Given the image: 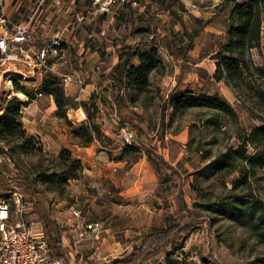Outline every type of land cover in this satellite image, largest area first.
<instances>
[{"label": "rangeland", "instance_id": "obj_1", "mask_svg": "<svg viewBox=\"0 0 264 264\" xmlns=\"http://www.w3.org/2000/svg\"><path fill=\"white\" fill-rule=\"evenodd\" d=\"M136 1L143 8L119 7L92 20L86 2L73 11L66 1L46 28L49 35L63 29L66 43L43 75L0 69L2 113L10 100L29 103L16 134L0 135V156L10 159L0 163L3 181L11 176L27 193L33 192L18 180L34 185L59 224L72 208L99 221V237L80 242L81 258L93 264L125 258L143 237L172 223H193V229L148 264H260L264 164L252 168L245 158L264 156V138L253 133L264 123V34L229 76V63L215 55L229 38L234 5L245 0ZM79 14L85 18L75 22ZM8 16L25 18L23 12ZM117 44L137 53L130 67L140 65L138 54L151 64L142 79L120 90L102 79L117 63ZM54 85L70 98L62 108L49 92ZM92 95L103 141L89 131L79 106ZM211 97L222 107L208 106ZM189 100L197 102L184 104ZM220 161L230 163L219 169Z\"/></svg>", "mask_w": 264, "mask_h": 264}, {"label": "built area", "instance_id": "obj_2", "mask_svg": "<svg viewBox=\"0 0 264 264\" xmlns=\"http://www.w3.org/2000/svg\"><path fill=\"white\" fill-rule=\"evenodd\" d=\"M66 1L73 11L78 9L77 2H86L92 10L88 20L96 14H112L119 7L143 8L136 0H29L23 6V20L13 19L0 9V69H18L22 76L26 73L31 78L43 75L49 59L59 57L66 43L63 29L50 35L46 30L52 15ZM84 18L83 14L76 15L75 22ZM62 80L64 86L71 82L67 75ZM126 135L129 142L130 134ZM4 161L10 159L0 156V163ZM5 176V187H0V264H93L81 258L80 242L86 237L96 240L103 229L101 223L86 221L80 210L72 208L59 224L48 215L36 193L25 192L11 176ZM65 227L73 248L62 233Z\"/></svg>", "mask_w": 264, "mask_h": 264}, {"label": "trees", "instance_id": "obj_3", "mask_svg": "<svg viewBox=\"0 0 264 264\" xmlns=\"http://www.w3.org/2000/svg\"><path fill=\"white\" fill-rule=\"evenodd\" d=\"M231 16V22L227 29L229 38L227 42L224 43L222 50L217 52L215 55V58L221 57V60L229 63L225 69L227 75L229 76L231 75L232 67H235L237 72V70L240 68V64L244 62L243 57L245 52L256 47L262 34H264V0H245L244 3H236L232 10ZM195 33L196 32L194 31V34ZM114 47L118 57L117 63L115 66L109 68L110 71L106 74V76L102 77V79L107 77L110 79L111 83L118 88L117 90H120L122 87H127L129 84L135 83L136 81L142 79L144 73H146L151 68V64L149 65L145 63L141 55L138 54L140 65L136 68L130 67L128 62L131 58H134L137 53L125 45L117 44ZM225 53H227L228 56L223 57V54ZM217 67L219 73H224V69L222 70L220 62L217 63ZM49 92L55 95V102L58 108H62V106H64L70 100L69 97H65V95H63L62 89L57 85H54ZM169 101L177 105L174 97L170 98ZM196 102L197 100H189L185 101L184 104L192 105L196 104ZM28 105V102L18 99L8 101L5 108L3 109L2 115L0 116V135L14 136L16 134L18 128L21 127L19 122L21 108L27 107ZM207 105L216 108L222 107V104L213 97L207 98ZM79 106L85 111L87 115L89 131L95 136L96 139L103 141V138H105L103 132L101 131L100 126L94 121L95 110H97L95 95H92V97H90L87 101L79 102ZM83 130L87 132L88 128L83 127ZM257 132L259 133L261 139L264 138V123L256 126L253 133ZM64 151L65 150L63 149L61 153ZM234 151L235 153H239L238 150ZM245 161L253 168L255 165L264 164V156L257 155L254 157H246ZM75 162L78 163L77 161ZM228 163L230 162L220 161L216 163V166L221 169L226 166L225 164ZM58 175L67 177L69 176L68 173H53L51 174V177H58ZM49 177L50 175H44L42 177L43 181L49 182L51 179V177ZM3 180L4 177L0 173L1 188L5 187L6 181L4 182ZM18 182L34 193V185L23 179H19ZM235 183L243 182L240 179H236ZM259 222L264 224V214L259 216ZM192 225L193 223H188L185 225L172 223L164 229L155 230V232L143 237L140 240V244L133 247L125 258L115 260L111 262V264H148L149 261L155 258L156 254H158L163 248L170 244L172 245L177 238L185 237L190 234L193 229ZM260 264H264V261H262Z\"/></svg>", "mask_w": 264, "mask_h": 264}, {"label": "crops", "instance_id": "obj_4", "mask_svg": "<svg viewBox=\"0 0 264 264\" xmlns=\"http://www.w3.org/2000/svg\"><path fill=\"white\" fill-rule=\"evenodd\" d=\"M21 2L25 3L26 0H0V7H1L0 9H3L6 12H8V15L15 13L19 15L24 10V7L20 5ZM60 11L58 13H60ZM65 12H69V11L65 10ZM91 86L93 85L91 84ZM86 88L88 89L89 86H87Z\"/></svg>", "mask_w": 264, "mask_h": 264}, {"label": "bare ground", "instance_id": "obj_5", "mask_svg": "<svg viewBox=\"0 0 264 264\" xmlns=\"http://www.w3.org/2000/svg\"><path fill=\"white\" fill-rule=\"evenodd\" d=\"M16 95L21 96V93L20 92H17Z\"/></svg>", "mask_w": 264, "mask_h": 264}]
</instances>
